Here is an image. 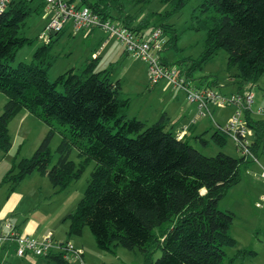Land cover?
<instances>
[{
    "label": "trees",
    "instance_id": "trees-1",
    "mask_svg": "<svg viewBox=\"0 0 264 264\" xmlns=\"http://www.w3.org/2000/svg\"><path fill=\"white\" fill-rule=\"evenodd\" d=\"M162 1L171 6L167 17L182 11L189 2ZM112 2L118 1L99 0L88 6L110 20L114 17ZM42 7L44 0H13L0 11V91L7 96L0 114V150H11L9 124L21 110L35 113L50 125L34 154L15 162L3 183H10L14 190L27 175L37 172L62 190L78 180L94 160L83 198L64 219L69 221L68 240L80 236L88 226L99 249H139L145 264H233L257 254L239 249L227 259L226 248L238 244L231 234L235 214L219 207V201L241 181L242 167L251 164L249 157L223 150L206 155L191 138H178L166 115L149 126L137 117H128L129 99L120 98L119 82L110 78L109 71H95L98 58L81 72L72 67L52 80L49 50L70 28L51 34V40L36 50L31 62L12 65L17 50L29 42L21 35V27ZM117 19L120 25L146 36L161 28L166 38L161 53L175 45L179 36L175 25L165 18L148 33L143 30L147 19L135 24L133 17L122 12ZM192 28L207 33L201 62L224 49L228 68L238 70L241 86L264 73V0H202L192 13ZM161 62L171 65L162 55ZM198 65L187 61L177 66L193 82ZM194 85L211 87L203 79ZM245 116L255 132L252 152L264 155V119H255L250 111ZM55 118L69 126L71 135L64 134L53 163ZM204 135L196 138L207 145ZM211 141L223 147L228 135L215 128ZM74 146L79 149V163L70 159ZM11 245H0V249L9 251ZM159 251L161 255L155 258ZM42 257L49 264H73L54 250Z\"/></svg>",
    "mask_w": 264,
    "mask_h": 264
},
{
    "label": "rangeland",
    "instance_id": "rangeland-1",
    "mask_svg": "<svg viewBox=\"0 0 264 264\" xmlns=\"http://www.w3.org/2000/svg\"><path fill=\"white\" fill-rule=\"evenodd\" d=\"M98 1L76 0L78 4L84 5L95 4ZM111 1L109 0V2ZM117 1L119 3L112 2L110 6V12L114 16L110 19L112 23L119 24L117 18L122 12L133 17L135 24L142 19H147L148 26L143 30L148 33L156 23L160 22L161 18H165L167 22L175 25L179 36L175 45L168 46L160 56L166 57L171 65L184 64L187 61L200 63V66L198 65L193 71L194 84L198 85L200 79H203L214 90L227 96L253 89L255 93L253 111L257 114L259 113L257 110L262 108L263 112L258 116H264V73L257 80L250 79L241 86V79L237 77L238 70L228 68L226 50L221 49L207 61L201 62L207 33L192 28V13L202 0H189L182 11L168 17L166 14L171 10V6L162 0ZM51 20L52 12L46 10L45 7L33 11L27 17L20 33L28 37L29 42L17 50L14 60L11 62L12 65L22 61H32L36 50L45 44L41 36L45 33ZM96 30H101L102 34H93L92 37H88L85 31L74 32L70 29L60 36L49 50L50 59L53 60L50 69L52 80L72 67L81 72L92 59L98 58L95 71H109L110 78L119 82L120 98L129 99V106L126 109L128 117H137L144 121L146 126H149L158 121L164 112L173 118L178 110L190 105L182 91L181 98H177L174 93H177L179 89H174L167 80L164 79L158 83L151 82L149 64L145 60L127 54L123 45L122 48L121 42L116 37H108L102 28H96ZM101 35L106 36L102 41H99L98 45ZM107 45L109 49L106 51ZM6 100V94L0 91V114ZM220 110L221 108L215 109L214 118L217 121L220 119L216 112L218 113ZM227 119H222V124H226ZM201 120H206L209 125L208 117ZM52 122L56 129L51 142L54 163L58 157L57 149L64 134L70 136L71 133L69 126L61 124L56 118ZM213 127L215 128L214 125ZM49 128V124L41 121L35 113L27 109L21 110L11 120L9 130L13 146L8 153L0 150V185L2 188L0 203L6 200L10 190L11 184L3 183L6 173L15 162L34 154ZM200 130L201 128L198 129V132ZM205 135L206 139L211 138V133H205ZM191 143L206 155H215L223 150L228 154L238 156L236 145L229 136L227 144L223 147L214 141L205 145L197 138H192ZM78 152V147L74 146L70 154V159L76 163L81 160ZM249 160H251L252 167L250 169L242 167L241 181L234 185L219 201V207L222 210L235 214L231 234L237 239L238 244L235 247L226 248L227 259L233 257L239 249H252L257 253L243 261L237 259L233 264H264V180L261 177L263 171L261 164L264 166V155H259V163L253 161L252 157H249ZM95 165L96 162L90 160L81 177L62 190L59 187H54L47 176H41L36 172L27 175L16 190L23 194L25 199L20 203L19 209L10 215V218L24 227L34 221L36 223L35 233L39 234L38 236H44L51 230L59 242L69 241L76 245L75 241L80 240L83 243L84 264H145L139 249L131 250L123 246L114 248V251L99 249L88 226L84 227L80 236H72L68 240L69 221L64 219L77 208L83 198ZM10 253L5 264H49L43 257L21 258L15 254V251L11 250ZM160 255L159 251L155 258ZM72 263L79 264L76 260H73Z\"/></svg>",
    "mask_w": 264,
    "mask_h": 264
},
{
    "label": "built area",
    "instance_id": "built-area-1",
    "mask_svg": "<svg viewBox=\"0 0 264 264\" xmlns=\"http://www.w3.org/2000/svg\"><path fill=\"white\" fill-rule=\"evenodd\" d=\"M13 0H0V11H5ZM45 9L52 12V20L46 27L41 39L45 42L51 40V34L63 31L65 28L75 31L93 30L102 28L108 37H116L124 46L125 51L141 58L149 64L150 80L158 83L167 80L174 88L183 91L187 100L198 105L199 116L212 115L214 107L234 104L236 109L224 125L218 124L217 129L226 133L235 143L237 150L246 157L258 159L252 152V128L245 117L247 111L253 112L255 93L248 89L227 96L212 87H199L194 84L185 74L184 69L177 65H165L161 62L160 53L166 43L164 31L157 27L147 36L120 24H114L109 19L103 18L100 13L88 5L78 4L76 0H44ZM183 69V70H182ZM259 113L263 109L258 110ZM194 121L193 123H195ZM188 127L178 132V138H183ZM264 180V169L261 173ZM5 229L0 231V245L11 243L18 257H42L51 251L63 253V257L72 262L76 260L84 264L83 250L71 242H59L51 233L38 238L20 232L10 221L5 223Z\"/></svg>",
    "mask_w": 264,
    "mask_h": 264
},
{
    "label": "crops",
    "instance_id": "crops-1",
    "mask_svg": "<svg viewBox=\"0 0 264 264\" xmlns=\"http://www.w3.org/2000/svg\"><path fill=\"white\" fill-rule=\"evenodd\" d=\"M70 29H67L66 31H68ZM65 31V32H66ZM86 32V35L88 37H92L93 34H97V35H100L102 34L101 30H96L93 29V30H84ZM71 33V32H70ZM72 34V33H71ZM106 35H101L100 36V39L98 40V45H99V41H102L104 39ZM108 46V45H107ZM122 46V44H121ZM123 48V46H122ZM109 49V46L106 48V51ZM100 51V50H99ZM141 59V58H140ZM176 89V88H174ZM177 90V89H176ZM253 91V89H250ZM183 92V91H182ZM181 90L177 93H174L178 99L181 98L182 93ZM254 92V91H253ZM185 94V93H184ZM234 94V93H232ZM186 96V94L184 95ZM189 102V101H188ZM190 105L182 108L181 110H178V113H176L173 118H171V116H169L166 112H164L163 115H166V117L168 118V121H169V124L171 127H173V129L178 133V132H181L183 131V129L185 127H188V129H186V132H185V136L189 137V138H196L198 135L200 134H203V133H211V137H212V133L213 131L215 130L216 126L218 124L220 125H224L222 124V119L223 120H226L228 117H230L232 115V113L235 111L236 107L235 105L233 104H230V105H226V106H221V107H215L212 111V115L209 116V115H204V116H199L198 114V105L195 104V103H191L189 102ZM193 104V105H192ZM195 105V106H194ZM220 111H218V113L216 112V114L218 115V118L220 120H216L214 117L215 115V109H220ZM258 112V110H257ZM253 116L255 119H261L263 118L264 119V116L263 117H259L258 115L260 113H254V111L252 112ZM162 115V116H163ZM192 116H194L193 118H191ZM204 117H208L209 118V125H208V122H206V120H201L202 118ZM246 117V116H245ZM228 120V119H227ZM194 121H196L195 123H193ZM198 122V123H197ZM213 125L215 126V128L213 127ZM213 127V128H211ZM201 128V130L198 132V129ZM212 129V130H211ZM254 130H252V138H254ZM206 136V135H205ZM205 136L203 137L204 139ZM197 139H200V138H197ZM208 141V144L209 142L211 141V138L210 139H206ZM233 141V140H232ZM234 143V141H233ZM207 144V145H208ZM235 144V143H234ZM225 152V151H224ZM255 156H257L258 158V162L259 163V156L257 154L254 153ZM260 165V164H259ZM252 167V164L250 165H246L245 166V169H250ZM261 168L264 169V166L261 164ZM35 173V172H34ZM37 173V172H36ZM33 174V173H32ZM39 174V173H38ZM40 175V174H39ZM42 176V175H41ZM26 178V177H25ZM24 181V180H23ZM22 181V182H23ZM21 182V183H22ZM51 182V181H50ZM21 183L14 189V190H9V193L8 195L6 196V200L2 203H0V231L1 230H4L6 227H5V223L7 221H10L14 224V226L18 227V229L23 233V234H26V235H30V236H33V237H38V238H41L43 236H38L39 234L35 233V230H36V223H34V221H31L28 225H26L25 227L22 226L20 223H17L15 222L14 220H12L10 218V215L12 213H15V211L17 209H19V206H20V203L25 199V196L21 193H18L16 190L17 188L21 185ZM53 185V184H52ZM11 187V186H10ZM55 187V186H54ZM1 185H0V194L1 193ZM14 215V214H13ZM51 233L52 236L57 240L59 241L58 238H56L55 234L53 233V231H48L47 234ZM46 234V235H47ZM68 234V233H67ZM45 236V235H44ZM61 241V240H60ZM76 243V247L80 248L83 250V243L80 241V240H77L75 241ZM14 246L11 245V248L9 249V251L5 250V249H0V264H5L7 261H8V258H9V255H11V250L14 252ZM30 261V260H28Z\"/></svg>",
    "mask_w": 264,
    "mask_h": 264
}]
</instances>
